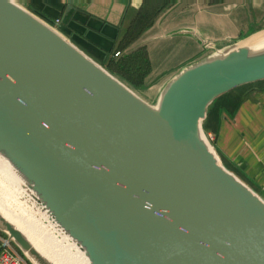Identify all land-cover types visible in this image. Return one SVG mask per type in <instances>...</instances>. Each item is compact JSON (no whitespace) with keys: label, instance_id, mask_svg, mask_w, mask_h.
<instances>
[{"label":"water","instance_id":"1","mask_svg":"<svg viewBox=\"0 0 264 264\" xmlns=\"http://www.w3.org/2000/svg\"><path fill=\"white\" fill-rule=\"evenodd\" d=\"M64 24L0 0V155L38 203L90 264H264V199L223 164L203 128L217 99L264 81V50L252 53L248 40L207 44L213 53L152 104ZM12 182L1 204L39 218ZM0 233L31 264H50L1 214Z\"/></svg>","mask_w":264,"mask_h":264},{"label":"crops","instance_id":"2","mask_svg":"<svg viewBox=\"0 0 264 264\" xmlns=\"http://www.w3.org/2000/svg\"><path fill=\"white\" fill-rule=\"evenodd\" d=\"M14 1L43 19L64 20L73 42L100 64L116 52L120 56L115 58H120L146 50L150 70L143 88L114 75L152 104L180 70L213 53L207 44L220 50L264 35V0H158L166 7L120 52L119 45L147 0ZM244 94L233 116L222 112L211 124L221 160L264 199V86Z\"/></svg>","mask_w":264,"mask_h":264},{"label":"bare ground","instance_id":"3","mask_svg":"<svg viewBox=\"0 0 264 264\" xmlns=\"http://www.w3.org/2000/svg\"><path fill=\"white\" fill-rule=\"evenodd\" d=\"M252 53L264 50V35L252 38L246 42ZM14 180L26 191L40 217L33 220V216H16L10 208L1 204V199L7 186H14ZM0 214L19 228L40 251L50 264H90L84 250L73 241L49 216L44 207L36 199V195L28 189V185L13 166L0 155ZM34 263L38 264L32 257Z\"/></svg>","mask_w":264,"mask_h":264},{"label":"trees","instance_id":"4","mask_svg":"<svg viewBox=\"0 0 264 264\" xmlns=\"http://www.w3.org/2000/svg\"><path fill=\"white\" fill-rule=\"evenodd\" d=\"M161 0H159L160 3ZM158 0H147L146 4L142 7L134 21L132 22L130 28L127 30L126 35L119 45L117 51H124L133 41L138 39V37L152 25L155 17L160 13V11L166 7L164 4H159ZM52 20L55 19H46ZM73 41V40H72ZM104 66L112 74H118L124 79L130 82L135 88L144 87V79L148 74L150 67L147 52L144 49H141L133 54L124 55L120 58H115L114 56L108 57L103 63ZM264 86L263 82H258L255 84L246 85L240 88L233 90L232 92L220 97L217 99L209 108L207 118L204 121L203 128L204 131L209 133H214L215 128L212 127L211 121L218 120V116L222 112H226L228 115L233 116L238 110L240 104L244 100V91L247 92L252 90L254 87ZM215 135V133L213 134ZM224 165L227 168H230L232 171L235 169L229 167L228 164L222 158ZM239 177L241 174L237 171H234ZM245 180V179H244ZM246 181V180H245ZM248 182V181H247ZM249 183V182H248Z\"/></svg>","mask_w":264,"mask_h":264},{"label":"built area","instance_id":"5","mask_svg":"<svg viewBox=\"0 0 264 264\" xmlns=\"http://www.w3.org/2000/svg\"><path fill=\"white\" fill-rule=\"evenodd\" d=\"M54 23L59 25L61 20L55 19ZM114 55L119 57L120 53L116 52ZM207 137L210 141H214L215 137L212 133L207 134ZM0 264H29L12 241L2 233H0Z\"/></svg>","mask_w":264,"mask_h":264},{"label":"rangeland","instance_id":"6","mask_svg":"<svg viewBox=\"0 0 264 264\" xmlns=\"http://www.w3.org/2000/svg\"><path fill=\"white\" fill-rule=\"evenodd\" d=\"M211 144H212V146L214 147V149H215V151H217V146H216V138H214V141H211ZM218 144V143H217ZM218 154V153H217ZM243 181V180H242ZM20 205H22V207L24 208V209H26V207L24 206V203H21ZM27 211H28V209H26ZM27 261H28V259H26ZM29 262V261H28ZM29 264H31L30 262H29Z\"/></svg>","mask_w":264,"mask_h":264}]
</instances>
